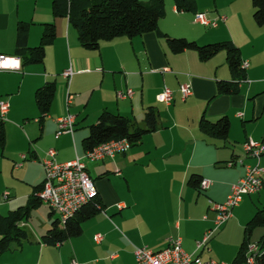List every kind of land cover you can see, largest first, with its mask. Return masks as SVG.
<instances>
[{"label":"crops","instance_id":"0c3cea01","mask_svg":"<svg viewBox=\"0 0 264 264\" xmlns=\"http://www.w3.org/2000/svg\"><path fill=\"white\" fill-rule=\"evenodd\" d=\"M53 1L0 0V54L20 61L18 68L0 72V99L10 103L5 120L0 118L6 133L0 174L4 168L12 174L0 182V216L28 205L35 188L44 183L42 160L50 149L57 151L60 163L85 158L83 141L102 112L142 126L146 110L154 107L159 127L124 154L97 162L84 159L102 207L83 223L80 236L55 245L45 242L43 237L59 216L42 202L18 223L28 238L12 242L0 255V264H136V248L160 251L171 238H181L184 251L203 261L232 264L249 237L233 241L230 236L236 227L246 230L264 208V186L244 197L206 247L198 250L197 243L215 226L212 203L226 202L247 167H264V154L258 159L243 147L249 139L264 138V27L254 21L253 0H196V12L219 18L216 28L195 23L194 12L179 13L174 2L165 0L166 15L156 32L103 41L97 50L80 44L67 17H55ZM19 23L29 24L31 48L40 45L46 24L56 26L43 63L24 65L15 56ZM162 33L200 45L232 42L241 51L242 63H249L246 81L239 82L235 94H218L219 82L234 80L226 52L207 62L193 51L173 54ZM68 70L73 72L70 78L63 75ZM51 82L57 89L49 114L42 118L36 92ZM186 83L193 93L183 98L180 86ZM165 87L173 91L170 105L158 99ZM128 89L133 96L120 99L118 92ZM68 114L75 116L74 133L57 139V121ZM223 116L231 123L227 140L201 132L202 117L216 122ZM194 174L212 181L210 189L190 187ZM99 234L102 239L96 240Z\"/></svg>","mask_w":264,"mask_h":264},{"label":"trees","instance_id":"16d2710c","mask_svg":"<svg viewBox=\"0 0 264 264\" xmlns=\"http://www.w3.org/2000/svg\"><path fill=\"white\" fill-rule=\"evenodd\" d=\"M177 12H197L196 0H173ZM254 21L264 27V0H253ZM53 13L55 17H67L78 31L80 44L90 50H97L101 42L111 41L117 37L126 36L133 38L147 33L156 32L159 21L166 15L165 0H54ZM29 24L19 23L17 27V40L15 56L23 60V64L43 63L46 55V46L56 38V26L46 24L45 31L39 46H28ZM167 48L173 54L193 51L199 55L202 62H207L218 53L225 51L227 62L234 76L232 82H219L218 94H235L239 82L246 80L245 70L242 68L241 51L230 41L200 45L194 40L184 37H171L163 34ZM56 84L47 83L36 92V102L42 118L49 114L55 93ZM159 112L154 107H149L143 119V125L133 119L104 111L95 124L89 128V135L84 139L86 150L108 142L110 140L127 139L131 146L138 145L147 134L157 131L159 127ZM199 128L201 132L212 138L227 140L231 123L227 116L216 122H211L202 117ZM6 140L4 123L0 121V148L3 149ZM203 178L192 175L188 185L199 190ZM43 189V184L35 188L32 198L26 207L11 212L8 216H0V255L9 250L12 242L18 244L28 238V232L19 227L18 223L28 216L32 209L42 204L38 193ZM101 200L97 196L92 202L84 206L70 220L64 224L59 218L53 223L52 228L43 237L49 244H57L80 236L82 225L101 211ZM255 227L264 228V208L259 209L246 225V233L250 235ZM258 244L261 253L257 256V263L264 264V234ZM247 241L241 246L237 258L232 264L246 262Z\"/></svg>","mask_w":264,"mask_h":264},{"label":"built area","instance_id":"2783aa9c","mask_svg":"<svg viewBox=\"0 0 264 264\" xmlns=\"http://www.w3.org/2000/svg\"><path fill=\"white\" fill-rule=\"evenodd\" d=\"M224 20L225 18H220ZM194 21L204 27L216 28L219 25V18L209 17L207 12H197L194 16ZM10 57L0 54V64L7 62ZM249 67L248 62L242 63V68L246 70ZM12 68L0 67V72L10 70ZM66 78L73 75L72 70L65 71L63 74ZM246 81V80H245ZM180 93L183 98H187L193 93L191 84L186 83L180 86ZM133 96V91L118 92L120 99H126ZM72 96L69 94L67 104L69 105ZM160 102L170 105L173 101V91L165 87L163 92L158 96ZM10 110V103L7 100L0 99V118L5 120V116ZM39 122V120H36ZM58 139L64 134H73L75 127V116L68 114L57 121ZM131 143L127 139L110 140L103 144L87 150L85 158L93 162L102 161L107 158H114L119 154H124L131 149ZM244 150L249 156L260 157L264 154V138L260 142H255L249 139L244 143ZM57 151L50 149L46 157L42 160V165L45 171V180L43 189L38 196L42 202L46 203L51 210L59 217H64L66 221L73 218L76 214H72L73 206H81V209L92 202L99 196L98 190L94 181L90 177L84 159L77 157L75 160L60 163L56 159ZM26 159V156H22ZM232 165V163H229ZM212 186V181L203 179L200 189L207 191ZM264 186V167L260 164L247 167L245 177L238 183L232 185L230 195L224 203H212L211 209L215 213L214 228L207 231L201 241L197 243V249L206 247L208 241L214 235V232L221 226L227 223L233 217V210L238 207L245 196L259 193ZM10 193H5V198L8 199ZM96 240H101L102 236L96 235ZM247 248L253 249V258L251 263L259 264L256 260V253H261V246L258 243L249 244ZM136 264H227L214 260L203 261L200 258L188 254L182 247L181 238H171L168 246L160 251H153L146 247H138L135 250Z\"/></svg>","mask_w":264,"mask_h":264},{"label":"rangeland","instance_id":"374dc122","mask_svg":"<svg viewBox=\"0 0 264 264\" xmlns=\"http://www.w3.org/2000/svg\"><path fill=\"white\" fill-rule=\"evenodd\" d=\"M167 2H173V0H167ZM167 2L165 1V4H167ZM14 142V141H13ZM13 142L11 143V148H12V145H13ZM15 144L13 145V148H15ZM1 164L0 163V167H1ZM12 177V174H11V170H7L4 168L3 172H1L0 174V182L3 181V179H10ZM43 209H48L46 205H44V208ZM57 218L58 216L55 215ZM60 218V217H59ZM264 234V228L263 227H255L253 230H252V233L250 235H248L246 233V230H245V226L243 227H236L232 233V235L230 236L231 240L233 241H238L241 239V237H249V244H253V243H258L262 237V235ZM241 242V241H240ZM248 244V245H249ZM247 245V246H248ZM248 249V248H246ZM245 255H246V252H245Z\"/></svg>","mask_w":264,"mask_h":264},{"label":"bare ground","instance_id":"6f19581e","mask_svg":"<svg viewBox=\"0 0 264 264\" xmlns=\"http://www.w3.org/2000/svg\"><path fill=\"white\" fill-rule=\"evenodd\" d=\"M81 210V206H73L72 207V214H76L78 211ZM61 221L64 222V217H60ZM259 253H256V259ZM246 262L244 264H248L251 263V260L253 258V249L252 248H248L247 252H246Z\"/></svg>","mask_w":264,"mask_h":264},{"label":"clouds","instance_id":"9594fccd","mask_svg":"<svg viewBox=\"0 0 264 264\" xmlns=\"http://www.w3.org/2000/svg\"><path fill=\"white\" fill-rule=\"evenodd\" d=\"M20 61L18 59H9L7 62L0 64V67L2 68H8V67H19Z\"/></svg>","mask_w":264,"mask_h":264}]
</instances>
